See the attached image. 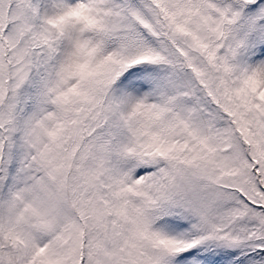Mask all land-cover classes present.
Segmentation results:
<instances>
[{
  "label": "snow or ice",
  "instance_id": "1",
  "mask_svg": "<svg viewBox=\"0 0 264 264\" xmlns=\"http://www.w3.org/2000/svg\"><path fill=\"white\" fill-rule=\"evenodd\" d=\"M0 264H264V0H0Z\"/></svg>",
  "mask_w": 264,
  "mask_h": 264
}]
</instances>
